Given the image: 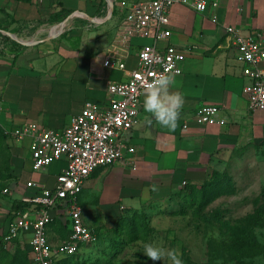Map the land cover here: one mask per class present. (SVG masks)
<instances>
[{"label":"crops","instance_id":"0c3cea01","mask_svg":"<svg viewBox=\"0 0 264 264\" xmlns=\"http://www.w3.org/2000/svg\"><path fill=\"white\" fill-rule=\"evenodd\" d=\"M142 1L0 0V125L10 138L14 129L32 122L62 131L88 102L108 106L109 83L126 80L138 64L141 46L149 43L141 38L129 48L116 43L128 6ZM170 18L172 35L160 46L174 45L186 55L183 73L174 75L170 89L185 98L178 126L169 131L154 119L148 124L145 117H151L143 109V94L138 121L123 135L135 153L125 152L122 160L97 169L79 195L84 222L98 237L99 227L170 200L188 186L204 184L220 160L264 141V111L249 108L244 88L251 80L236 58V39L228 32L234 27L244 35L264 33V0H220L204 13L175 4ZM109 58L126 62L127 68L106 67ZM204 105L220 106L223 121L215 126L198 124L195 114ZM12 140L17 146L13 159L17 179L8 188L13 201L35 194L26 187L30 181L53 188L68 160L34 170L31 139ZM12 199L0 205V261L7 256L36 264L31 234L10 243L4 240L13 219ZM53 214L56 222L48 227V239L56 249L71 229L61 208ZM21 241L27 246H20ZM97 244L82 245L77 254ZM62 258L56 255L57 263Z\"/></svg>","mask_w":264,"mask_h":264},{"label":"built area","instance_id":"2783aa9c","mask_svg":"<svg viewBox=\"0 0 264 264\" xmlns=\"http://www.w3.org/2000/svg\"><path fill=\"white\" fill-rule=\"evenodd\" d=\"M41 3L43 0H32ZM220 0H145L128 6V11L119 26L116 43L124 48L132 46L135 38L149 40L138 51V64L130 70L123 81L110 82L107 107L88 102L80 114L72 118L62 131L47 128L39 123H27L11 132L18 142L31 139L30 151L34 170H42L62 158L68 165L57 177L56 185L48 188L40 182L26 184L35 194L27 201L34 203V213H19L12 219L4 240L10 243L15 238L31 234L30 251L36 264H57L56 255L73 256L82 245H95L98 234L88 227L83 219L79 195L85 181L99 168L122 160L125 152L135 153L123 135L130 132L138 121L144 85L157 75L166 72L183 73L182 62L185 50L174 45L161 47L160 43L172 35L170 13L175 4L184 5L204 13ZM124 7L127 2H122ZM228 32L236 39V58L244 64V75L251 83L244 88L249 108L264 111V33L244 35L234 27ZM105 66L124 71L127 64L119 59H107ZM195 121L200 125L220 124L221 107L204 105L197 110ZM1 183V180H0ZM5 194L9 189L5 188ZM61 208L68 216L71 234L62 244L53 249L48 239V227L53 222V211Z\"/></svg>","mask_w":264,"mask_h":264},{"label":"rangeland","instance_id":"374dc122","mask_svg":"<svg viewBox=\"0 0 264 264\" xmlns=\"http://www.w3.org/2000/svg\"><path fill=\"white\" fill-rule=\"evenodd\" d=\"M2 129L0 200L7 203L12 198L3 191L17 179L12 174L17 146ZM214 171L218 174L204 182L210 189L204 194L197 192L203 184L187 187L170 200L99 227V243L84 249L77 264H170L167 258L150 261L143 252L145 242L177 249L183 264H264V141L232 152ZM27 198L16 200L29 202ZM0 264H24V259L4 256Z\"/></svg>","mask_w":264,"mask_h":264},{"label":"clouds","instance_id":"9594fccd","mask_svg":"<svg viewBox=\"0 0 264 264\" xmlns=\"http://www.w3.org/2000/svg\"><path fill=\"white\" fill-rule=\"evenodd\" d=\"M174 75L170 72L159 74L144 85L143 109L151 117H145L146 122L151 124L154 119L169 131L177 128L180 111L185 103L182 93L170 90ZM153 190L157 189L154 187ZM143 252L153 262L167 258L170 264H183L182 253L177 249H166L155 242L143 243Z\"/></svg>","mask_w":264,"mask_h":264},{"label":"trees","instance_id":"16d2710c","mask_svg":"<svg viewBox=\"0 0 264 264\" xmlns=\"http://www.w3.org/2000/svg\"><path fill=\"white\" fill-rule=\"evenodd\" d=\"M66 13L67 14H70V11H68ZM2 130L3 129L0 127V141H2V139H3V136L1 134ZM0 146H1V144H0ZM12 174H14V170H13ZM217 174H218V172L214 171L213 172V177H215ZM0 180H2V179L0 178ZM212 183H214V182H212ZM215 183L214 184H211V186L212 185H217V184L219 185L218 182H215ZM188 187H190L193 190L194 189H198L197 186H188ZM198 190L199 191H197V192L198 193H202V194H204L206 191H210V189L208 187V184H206V183L203 184L202 185V188L201 189H198ZM201 190H203V191L201 192ZM183 192H184V190L182 191V193ZM0 205H1V200H0ZM34 206L35 205L32 202H23L21 200H14L12 202V207H11L10 215L12 216V218H15L19 213H21L23 211H26V210L31 209V208H35ZM260 210L262 211L263 210V207L260 208ZM55 216L56 215L53 214L54 220H53V222L50 225H53L56 222V217ZM70 234H71V231H70ZM2 249H3V244L0 245V252H3ZM4 253H5V250H4ZM78 256H79L78 254L73 255V256H67V257L62 258L63 260L62 259L61 260L63 261V264H77L78 263L77 260L79 259ZM61 260H59L57 264H62V261ZM25 261H28V260H25ZM24 264H27V263L24 262Z\"/></svg>","mask_w":264,"mask_h":264}]
</instances>
